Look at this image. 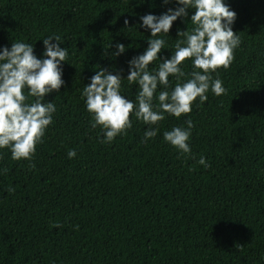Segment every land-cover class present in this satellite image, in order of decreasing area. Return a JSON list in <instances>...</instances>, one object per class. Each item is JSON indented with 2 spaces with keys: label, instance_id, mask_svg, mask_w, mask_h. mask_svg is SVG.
I'll return each mask as SVG.
<instances>
[{
  "label": "trees",
  "instance_id": "obj_1",
  "mask_svg": "<svg viewBox=\"0 0 264 264\" xmlns=\"http://www.w3.org/2000/svg\"><path fill=\"white\" fill-rule=\"evenodd\" d=\"M224 2L241 40L229 67L212 73L226 91L209 90L179 118L165 113L146 142V125L130 114L132 127L101 143L84 84L101 67L126 77L128 59L150 35L139 16L174 3L0 0V46L32 43L39 58L42 38L54 33L68 48L65 83L46 94L56 105L53 121L32 159L13 160L0 149V264H264V0ZM193 11L173 22L166 47L182 39L178 29L191 30ZM116 42L126 46L118 57ZM182 66L189 73L191 60ZM169 81L171 88L176 81ZM121 92L134 100L135 82L122 80ZM188 119L191 154H181L162 134ZM201 155L209 167L198 163Z\"/></svg>",
  "mask_w": 264,
  "mask_h": 264
},
{
  "label": "clouds",
  "instance_id": "obj_2",
  "mask_svg": "<svg viewBox=\"0 0 264 264\" xmlns=\"http://www.w3.org/2000/svg\"><path fill=\"white\" fill-rule=\"evenodd\" d=\"M162 3L174 6L159 15L148 12L139 16V27L150 35L144 51L128 59L127 76L121 75L122 70L114 73L101 67L84 84L81 97L92 117L91 127H101V143H111L131 128L130 114L146 125L143 134L146 142L157 135L158 122L165 113L179 118L191 112L197 98L200 103L206 101L209 90L216 96L226 91L222 81L213 78L212 73L221 66L227 69L234 58V49L240 45V36L232 27L235 11L224 0H162ZM188 9H194L190 16L193 27L189 30L188 24L187 30L178 29L177 37L182 39H176L171 48L166 47L163 36L169 35L174 21L188 17ZM124 24H129L128 19ZM42 42L39 58L32 43L13 40L10 46H0V149L7 147L13 160L32 159L56 111V105L46 100V94L59 92L65 83L62 62L67 61L68 48L60 46L64 41L54 33L42 38ZM115 49L113 56L126 52L121 42H116ZM162 49L174 51L165 58L159 55ZM186 59L191 60L189 73L182 66ZM157 60L158 66L149 71L151 62ZM169 76L176 81L171 88ZM124 79L137 86L134 100L121 92ZM29 98L34 99L27 102ZM154 98L158 103L154 104ZM186 124L187 127L173 126L162 134L163 141L181 154H191L188 141L192 120H186ZM75 156V149L67 151L68 158ZM198 163L205 168L210 166L203 155ZM3 171L6 169L0 170Z\"/></svg>",
  "mask_w": 264,
  "mask_h": 264
}]
</instances>
